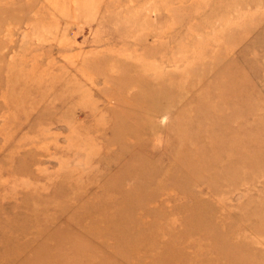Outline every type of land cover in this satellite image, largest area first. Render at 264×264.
Wrapping results in <instances>:
<instances>
[{"label":"rangeland","instance_id":"1","mask_svg":"<svg viewBox=\"0 0 264 264\" xmlns=\"http://www.w3.org/2000/svg\"><path fill=\"white\" fill-rule=\"evenodd\" d=\"M0 264H264V0H0Z\"/></svg>","mask_w":264,"mask_h":264}]
</instances>
